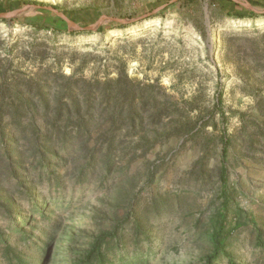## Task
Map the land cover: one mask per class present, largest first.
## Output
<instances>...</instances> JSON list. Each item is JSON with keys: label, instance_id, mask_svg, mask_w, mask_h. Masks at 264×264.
<instances>
[{"label": "rangeland", "instance_id": "rangeland-1", "mask_svg": "<svg viewBox=\"0 0 264 264\" xmlns=\"http://www.w3.org/2000/svg\"><path fill=\"white\" fill-rule=\"evenodd\" d=\"M171 1L0 0L7 12L52 6L80 27L168 4L134 24L107 23L103 32L60 31L45 10L0 20V75L11 88L0 97L20 95L37 107L0 121V264L13 257L39 264L45 234L54 238L49 264H73L96 239L116 262L204 264L227 202L242 221L264 222V14L250 16L230 0ZM247 1L264 10V0ZM118 78L114 109L105 111L97 87L92 106L90 83ZM131 105L141 125L127 123ZM116 112L123 122L112 126ZM66 127L67 149L57 140ZM81 129L89 137L76 136ZM112 129L110 150L101 135ZM36 206L44 215H33ZM25 220L33 221L21 227ZM255 241L251 225L237 230L234 259L257 264Z\"/></svg>", "mask_w": 264, "mask_h": 264}, {"label": "trees", "instance_id": "trees-1", "mask_svg": "<svg viewBox=\"0 0 264 264\" xmlns=\"http://www.w3.org/2000/svg\"><path fill=\"white\" fill-rule=\"evenodd\" d=\"M237 6L240 8V5L237 4ZM243 9V8H241ZM247 10V9H246ZM7 12V10L0 5V13ZM248 14L250 16H254V12L249 11ZM54 16V15H53ZM58 20L61 21V24L57 25L58 30L60 31H66L67 30V24L59 19L58 17L54 16ZM244 17V16H242ZM3 21V20H2ZM6 22V21H3ZM112 27L121 28L123 25L118 24L115 22H112ZM38 28L42 29L45 28L44 24H41V26H38ZM104 28L101 27L98 32H103ZM1 84H0V92L3 91H9L11 90L10 85L7 84V77L4 73L0 75ZM121 81L120 79H107L105 82L101 81H93L89 85V93H88V100L90 103L93 104L96 103L97 97L95 95L96 89L98 88L101 93H103V102H105L106 109L105 111L113 110L116 101L118 99L117 94L115 93V90L118 89L120 86ZM94 87H97L94 89ZM91 90V91H90ZM133 88L129 91L130 100H134L136 95ZM41 104H44L43 107L46 110L48 107V100L45 97H42V100L40 101ZM221 106V100L217 103V107ZM134 105H131L130 109L126 113L127 115V123L130 124V126H136L141 125L143 123V118L140 113H138L137 110H135ZM37 109L36 104L31 103L29 100H26L24 97L18 95L12 97L11 99H8L6 96L2 95L0 97V121L4 114L7 112H11V115L14 119L20 118L23 113L28 109ZM76 114H79V110L76 109ZM60 110L56 112V116H60ZM70 115V113H69ZM124 117L123 112H116L112 113V126H117L121 122V118ZM204 126H207L204 124ZM114 129H112L109 133L102 134L101 137L106 139L109 142V148L110 150L113 147L114 139L116 137ZM76 136H80L82 138L89 137V130L87 129H81L77 131ZM73 138L71 131L69 127H66L62 133L57 132V140L59 142H62L61 144L63 146L66 145L65 142H69ZM15 143V142H14ZM65 143V144H64ZM225 147L223 148V157H225L226 151H227V145L225 144ZM52 147V146H51ZM65 149L67 147L65 146ZM84 150L85 148L82 147ZM52 151V150H50ZM221 179L224 181L226 179V168H222L221 172ZM29 192V191H25ZM228 202L226 205L222 206V209H220L215 217L214 222V228L212 232L209 234V241L211 244V252L205 256L204 258V264H242L240 262H237L234 257L233 253L230 250V242L233 237V234L239 230L241 227L251 225L255 234H256V241L255 246L258 250V256L256 257L257 264H264V222L262 224H259L258 221L253 217L251 220L242 221V217L237 212H228ZM33 215H44V208L40 206H36L33 209ZM232 218H230V216ZM33 220H25L23 221V224L21 227H26L30 225V222L32 223ZM16 233H20L24 237V243H27L28 238H25L27 236L26 232L21 231L18 226L15 227ZM51 233H56V227L52 226L50 229ZM54 238L50 236L49 234H45L43 239L39 240L37 243V251L40 253L39 256V264H49L53 260L52 255V246ZM10 264H13V262H17V264H26L24 260H21L20 257H13L11 260H9ZM73 264H150V259H145L144 257H137V258H128V256H122L118 262L115 260H111L104 252L103 244L100 240L96 239V241L91 245L88 251H86L80 258L75 260Z\"/></svg>", "mask_w": 264, "mask_h": 264}, {"label": "water", "instance_id": "water-1", "mask_svg": "<svg viewBox=\"0 0 264 264\" xmlns=\"http://www.w3.org/2000/svg\"><path fill=\"white\" fill-rule=\"evenodd\" d=\"M177 1L178 0H172L171 3H175ZM230 1L243 6L245 9L252 11L254 13L264 14V10L252 6L251 3L248 2L247 0H230ZM167 5L160 6L157 9L153 10L151 13H148L144 16L133 18V19H120V18H111V17H107V16H102L98 19V21L96 23H94L88 27H80L78 24L73 22L68 16L61 13L60 11H58L56 8H54L52 6L26 5L23 8H20L17 10L0 13V20L11 21L12 19L17 18L20 15H22L23 13L30 11V10H45V11L49 12L50 14H52V15L58 17L59 19L63 20L67 24L69 31H98L101 26H103L107 23H110V22H115V23L122 24V25L134 24V23L141 21V20H143L149 16L157 14L158 12L163 10ZM206 13H207V10H206ZM205 24L207 27L208 36L211 40V46L210 47L212 48V47H214V44H213V40L211 39L210 21H209V15L208 14H206Z\"/></svg>", "mask_w": 264, "mask_h": 264}]
</instances>
